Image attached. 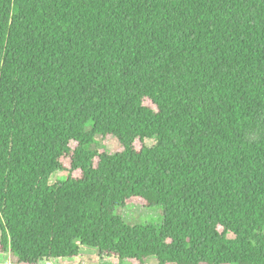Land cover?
I'll use <instances>...</instances> for the list:
<instances>
[{
	"label": "trees",
	"instance_id": "1",
	"mask_svg": "<svg viewBox=\"0 0 264 264\" xmlns=\"http://www.w3.org/2000/svg\"><path fill=\"white\" fill-rule=\"evenodd\" d=\"M90 251L264 264V0H0V264Z\"/></svg>",
	"mask_w": 264,
	"mask_h": 264
},
{
	"label": "rangeland",
	"instance_id": "2",
	"mask_svg": "<svg viewBox=\"0 0 264 264\" xmlns=\"http://www.w3.org/2000/svg\"><path fill=\"white\" fill-rule=\"evenodd\" d=\"M97 144L92 147H105L109 152H117L121 150L119 142L116 138L108 136L103 143L100 137H96ZM145 144L152 146L154 144L153 139H145ZM136 147H139V142L137 141ZM76 174V173H75ZM66 173L63 171H57L54 173L51 179V183L59 179H65ZM131 204H127L121 208H115L114 213L118 215L124 222L129 225L137 224H160L163 219V210L160 207H145L143 201L141 200H132ZM86 257L80 260L72 262H59L58 264H137L136 261H120L115 257L104 256L99 257L94 251L86 253ZM0 261H8V257L2 255ZM51 264V263H48ZM145 264H156L153 258H148Z\"/></svg>",
	"mask_w": 264,
	"mask_h": 264
}]
</instances>
